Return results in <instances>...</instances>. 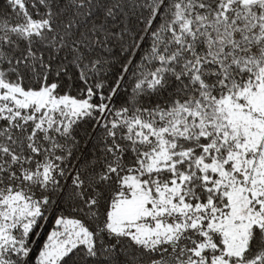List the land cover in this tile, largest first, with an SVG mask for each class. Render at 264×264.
<instances>
[{"label":"snow or ice","instance_id":"snow-or-ice-1","mask_svg":"<svg viewBox=\"0 0 264 264\" xmlns=\"http://www.w3.org/2000/svg\"><path fill=\"white\" fill-rule=\"evenodd\" d=\"M0 264H264V0H0Z\"/></svg>","mask_w":264,"mask_h":264},{"label":"trees","instance_id":"trees-1","mask_svg":"<svg viewBox=\"0 0 264 264\" xmlns=\"http://www.w3.org/2000/svg\"><path fill=\"white\" fill-rule=\"evenodd\" d=\"M51 226H52L51 224H48L46 222L44 228L42 229V234L46 233L48 230H50Z\"/></svg>","mask_w":264,"mask_h":264}]
</instances>
